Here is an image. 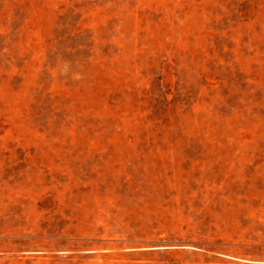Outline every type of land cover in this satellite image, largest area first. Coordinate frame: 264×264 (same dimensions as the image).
I'll return each instance as SVG.
<instances>
[{"label":"rangeland","instance_id":"1","mask_svg":"<svg viewBox=\"0 0 264 264\" xmlns=\"http://www.w3.org/2000/svg\"><path fill=\"white\" fill-rule=\"evenodd\" d=\"M0 264H264V0H0Z\"/></svg>","mask_w":264,"mask_h":264}]
</instances>
